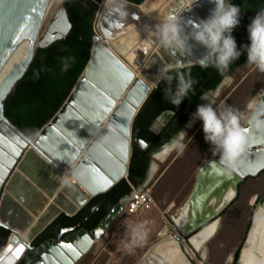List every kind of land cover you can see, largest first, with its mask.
Here are the masks:
<instances>
[{
  "label": "water",
  "instance_id": "obj_1",
  "mask_svg": "<svg viewBox=\"0 0 264 264\" xmlns=\"http://www.w3.org/2000/svg\"><path fill=\"white\" fill-rule=\"evenodd\" d=\"M49 1L0 0V70L19 47L26 46L28 50L26 61L0 85V228L11 232L10 237L4 241L8 255L6 264H20L25 256L31 257L26 264H77L95 248L123 214L132 200L134 191L113 208L96 230L88 232L82 227L98 214L102 204L93 209L75 228L64 229L57 226L47 233L51 239L37 248L33 243L61 215L74 217L93 199L107 194L119 182L129 178L135 147L146 150L150 145L142 139L139 131H134V123L162 82L159 81L156 87L149 91L150 83L158 73L159 67L168 66L171 71L194 65L202 66L199 61L205 52L195 41H190L191 46L180 53L164 49L157 41L138 76L132 70L116 68L111 61L114 55L106 47H101L98 54H95L98 36L94 27L92 52L82 74L59 110L37 135L30 139L5 116L4 102L13 94L16 85L27 72L36 51L66 39L72 30L67 12L62 7L51 18L38 39L40 18ZM108 1L105 0L99 5L95 24L99 22ZM114 1L131 6L139 12L138 10L150 0H146L142 5L124 0ZM212 8L213 4L209 0H177L168 10L169 16L182 23L187 32L194 30L193 21L198 22L206 18ZM138 16L136 15V18ZM225 81L224 79L216 90L205 94L202 104H212L213 96ZM257 97L248 116L255 112L258 119L264 120V89ZM118 100L121 102L117 105ZM111 113L113 114L109 118L108 126L97 133L96 128ZM174 115V111H165L155 121L152 130L160 133ZM192 122L191 117L183 131H186ZM242 127L247 130L248 139L232 167L221 164L219 156L208 158L200 167L195 189L188 200L192 221L187 228L180 229L183 236L180 246L184 243L193 248V241L202 232L215 222L221 221L224 211L221 200L228 189L234 188L237 193L239 183L248 177H257L264 170V125L252 127L246 120ZM159 154L158 150L152 155L146 183L151 180L153 164ZM67 169H71V175L77 185L64 182L63 176ZM106 174L110 175V179H107ZM137 189L144 190V185ZM52 198L53 203H49ZM61 201L67 205L65 211L57 212L41 225L29 240L23 239L21 232L34 219L31 215L28 216L25 210L38 205L43 208L48 203V206H54L52 204ZM261 205H264V194L256 202L255 214ZM255 214L236 264H241L242 251L249 243ZM11 237L17 238V247L8 245ZM19 247L26 252H18ZM233 261L234 256H231L228 264Z\"/></svg>",
  "mask_w": 264,
  "mask_h": 264
},
{
  "label": "trees",
  "instance_id": "obj_2",
  "mask_svg": "<svg viewBox=\"0 0 264 264\" xmlns=\"http://www.w3.org/2000/svg\"><path fill=\"white\" fill-rule=\"evenodd\" d=\"M104 1L63 0L62 6L72 25L70 34L66 39L56 42L46 49L36 51L27 72L16 85L15 91L5 100V116L28 138L33 139L55 115L87 65L93 48L94 27L99 5ZM124 1L142 5L146 0ZM232 3L240 8V23L232 32L239 48L242 44L249 42L247 25L256 12L264 9V0H233ZM245 65H247L246 53L242 52L241 56L229 65L225 76L233 75L237 69ZM170 74L173 77H176L177 74L183 75L185 79L191 80L190 88L195 87L193 90L189 89L187 96L179 105H173L163 96V89L166 87L163 80L152 93L134 123V131H139L142 139L150 145L146 150L135 147L129 178L119 182L107 194L93 199L84 210L74 217L61 215L47 231H51L59 225L63 228H74L84 221L93 209L102 204L98 214L82 227L88 232L96 230L113 208L124 197L131 195L132 185L139 187L145 184L153 153L186 127L197 105L202 104V97L208 92L216 90L225 79L212 66L194 65L176 68L171 70ZM175 83L176 79L174 78L172 85L174 86ZM168 110L175 112L174 117L160 133H155L152 130L153 124L161 114ZM263 173L264 171L258 176ZM251 178L254 177H248L238 185L237 198L241 193L242 186ZM47 231L35 240L34 247H39L50 238L47 236ZM10 235V231L0 228V247L5 246L4 241ZM237 254L238 252L235 261ZM30 258V256H25L20 264H26Z\"/></svg>",
  "mask_w": 264,
  "mask_h": 264
},
{
  "label": "rangeland",
  "instance_id": "obj_3",
  "mask_svg": "<svg viewBox=\"0 0 264 264\" xmlns=\"http://www.w3.org/2000/svg\"><path fill=\"white\" fill-rule=\"evenodd\" d=\"M263 89L264 72L247 64L228 76L222 88L213 96L212 106H231L248 117L250 103ZM246 120H241V126L246 124ZM186 133L182 152L174 150L165 159L156 161L157 171L148 187L155 201L150 205L151 208L137 215H130L125 210L79 264H140L150 249L162 241L164 235H172L179 242L182 241L183 236L173 217L193 193L200 167L208 158L219 156L212 153L210 144L205 141L201 121L196 120L192 126L187 127ZM263 194L264 173L249 179L242 186L239 197L222 215L217 236L201 254L195 256L192 248L182 243L181 247L187 248L194 259L193 264H228L229 258L246 241L256 210L254 201ZM133 229L135 243H131ZM125 243H128L127 248Z\"/></svg>",
  "mask_w": 264,
  "mask_h": 264
},
{
  "label": "bare ground",
  "instance_id": "obj_4",
  "mask_svg": "<svg viewBox=\"0 0 264 264\" xmlns=\"http://www.w3.org/2000/svg\"><path fill=\"white\" fill-rule=\"evenodd\" d=\"M62 2L63 0H50L48 2L40 18L38 39L47 28L51 18L54 17L53 15L56 14L57 8L62 5ZM176 2L177 0H150L138 10L139 12H137V10L131 6H127L118 1L109 0L99 17V22H97L96 34L98 39L95 42V54H98L101 47H106L110 53L114 55V59L111 61L116 68L121 67L125 70H132V72L140 76V71L146 59L153 52L157 43L154 26L165 17L169 16L168 7ZM59 10H57V12ZM136 15H139L138 18H136ZM27 57L28 50L26 46L19 47L14 54L9 57L0 70V85L26 61ZM126 94L127 93H125L124 96H126ZM257 98L258 97L250 103L249 110L254 106ZM120 102L121 101L118 100L117 105L120 104ZM112 114L113 113L96 128L97 133L105 126H108L109 118ZM195 121L188 127L192 126ZM173 151L174 150H170L167 153H160L156 156L153 164L152 176H154L157 171L156 161L165 159ZM106 175L107 179H110V175ZM152 176L151 180L153 179ZM63 177L64 182L77 185V182L71 175V169H67ZM83 190L84 189H82V191ZM235 197L236 193L234 188L228 189V192L221 200L223 208L226 209L228 205L234 201ZM53 199L54 198L50 199L49 203H53ZM70 202L72 203V200H70ZM49 203L43 208L38 205L33 206L30 210H25L28 216L31 215V217L34 218L30 225L26 226L22 232L20 231L23 239L26 241L29 240L41 225L46 223L57 212H64L67 206L66 203L62 201L58 204H52L54 206H48ZM173 221L179 230L189 226L192 221L191 205L189 201H187L180 212L173 217ZM220 222L221 221L215 222L210 225L193 241L192 251L195 256L201 254L212 239L217 236ZM161 240L159 244L150 249L140 264H154V262L160 264H193L194 259L187 248H181L178 239L172 235H164ZM8 245L17 247L19 245L17 238L11 237ZM6 248L7 246L0 252V264H6L5 261L8 256ZM18 252L24 253L25 249L19 247ZM241 264H264V205L259 206L255 214L253 228L249 236V243L242 251Z\"/></svg>",
  "mask_w": 264,
  "mask_h": 264
},
{
  "label": "clouds",
  "instance_id": "obj_5",
  "mask_svg": "<svg viewBox=\"0 0 264 264\" xmlns=\"http://www.w3.org/2000/svg\"><path fill=\"white\" fill-rule=\"evenodd\" d=\"M209 2L213 4V8L206 18L200 19L198 22L193 21L194 30L190 29L186 32L184 25L173 16H167L156 24L154 32L159 46L180 53L191 46L190 41H195L205 49L204 55L199 61L200 64L205 67H214L224 76L225 80L228 79L225 73L229 65L236 61L242 52L246 53L247 64L264 72V9L256 12L247 25L249 42L238 48L232 32L240 23V8L234 5L231 0H209ZM174 78L176 83L173 86ZM161 80L166 84L163 89V96L173 105L181 103L187 96L192 83L191 80L185 79L180 74L173 77L168 66H161L154 80L150 83L149 91H152ZM192 119L193 121H201L204 139L210 144L212 153L218 154L221 164L229 168L233 166L238 154L247 143V130L241 126V120L247 119L252 127L264 125V120L258 119L255 112L245 117L243 113L234 110L231 106L213 107L210 102L198 104L192 114ZM185 137H187V133L180 130L176 136L171 137L160 146L159 152L167 153L170 150H175L177 153L182 152L185 147L183 143ZM149 184L148 182L144 186ZM259 199L260 197L254 203ZM226 209L221 214V218ZM131 243H135V229H133ZM125 247H128V243H125ZM242 247L235 252L232 264H236V253L239 254Z\"/></svg>",
  "mask_w": 264,
  "mask_h": 264
},
{
  "label": "built area",
  "instance_id": "obj_6",
  "mask_svg": "<svg viewBox=\"0 0 264 264\" xmlns=\"http://www.w3.org/2000/svg\"><path fill=\"white\" fill-rule=\"evenodd\" d=\"M134 194L131 202L126 208V211L130 215H137L145 211V209H150V205L155 203L151 190L148 188L149 185L144 186V190L139 191L134 185H132ZM156 205V204H155ZM26 252V250H25Z\"/></svg>",
  "mask_w": 264,
  "mask_h": 264
},
{
  "label": "flooded vegetation",
  "instance_id": "obj_7",
  "mask_svg": "<svg viewBox=\"0 0 264 264\" xmlns=\"http://www.w3.org/2000/svg\"><path fill=\"white\" fill-rule=\"evenodd\" d=\"M158 150H159V149H158ZM158 150H157V151H158ZM157 151H156V152H157ZM59 226H60V225H59ZM250 226H251V222H250ZM55 228H56V227H55ZM62 228H63V227H62ZM74 228H75V227H74ZM249 228H250V227H249ZM64 229H72V228H64ZM48 232H49V231H47V233H48ZM47 236H48V235H47ZM49 239H51V237L48 238L46 241H48ZM46 241H44L43 243H45ZM43 243H42V244H43ZM238 249H239V248H237V251H238ZM88 255H89V254H88ZM88 255H87V256H88ZM87 256H85L83 259H85ZM83 259H82V260H83ZM82 260H81V261H82ZM81 261H80V262H81ZM77 264H79V263H77Z\"/></svg>",
  "mask_w": 264,
  "mask_h": 264
}]
</instances>
